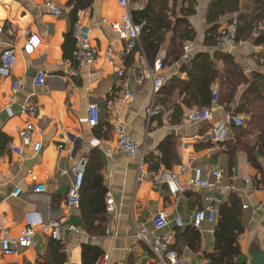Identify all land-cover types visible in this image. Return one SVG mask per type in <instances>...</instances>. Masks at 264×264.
I'll return each instance as SVG.
<instances>
[{
  "label": "crops",
  "instance_id": "0c3cea01",
  "mask_svg": "<svg viewBox=\"0 0 264 264\" xmlns=\"http://www.w3.org/2000/svg\"><path fill=\"white\" fill-rule=\"evenodd\" d=\"M67 3L68 0H0V53L12 48L16 55L10 77L0 78V224L15 240L26 227L31 226L34 230V246L20 248L11 245L15 253L3 256L0 251V264H38L49 237L41 231V224L49 221H59L63 226L80 230V233L66 232L63 238L68 257L66 264H81L82 246L85 245L97 247L102 256L107 255V264H156L147 247L134 237V226L144 227L151 233V219L159 212L166 213L171 220L180 218L183 223L180 229L171 224L161 233L175 234L176 248L183 263L208 264L207 256L215 248L218 212L215 223L204 222L195 229L199 236L197 251L188 248L184 234L191 226L193 213L205 207L206 197L217 201L218 211L230 196L240 201L238 214L243 228L237 240L240 256L235 259V264H262L264 150L258 158L261 172L248 164L243 153H238L230 161L221 145L233 137L234 126L227 125L228 112L223 107L213 105V122L205 125L184 122L189 111L185 108L179 125L170 123L164 107H161V114L147 119L145 111L150 105L152 86L147 78L138 83L147 61L138 55L128 56L122 76L117 73L120 68L117 55L123 41L109 27L124 14L117 0H93L89 9L78 13L77 23L88 30L97 60L91 68L81 70L77 77L71 76L77 64L63 56L65 37L70 33ZM207 5L208 0H200L196 15L190 18L196 31L191 55L211 52L203 46ZM50 6L59 10L58 16L51 12ZM228 20L227 17L220 24ZM31 36L36 37L39 44L27 55L24 46ZM251 47L246 43L231 53L245 74L256 65L254 53L258 49L253 47L251 53ZM163 49L158 56L161 60ZM222 51L228 52L226 49ZM107 53L116 67L109 65ZM180 67L181 62L164 66L162 74L166 80L177 76L183 81L186 76L179 72ZM37 72L46 75L41 89H34L31 84ZM12 81L19 84L15 93L12 92ZM126 93H134L130 104L123 101ZM29 96L38 110L34 119L21 111ZM173 100L178 101L176 94ZM91 104L99 110L97 127H90L86 122ZM116 116L124 120L128 134L137 144L138 153L144 156H157L158 145L169 135L176 137L180 164L168 170L161 167L157 172H150L143 161L140 168L137 158H130L117 150L113 132L107 131L108 127L112 128ZM26 124L33 126V141L41 145L36 154L21 142L19 131ZM99 128L102 130L98 137ZM14 147L21 149L22 155L13 152ZM91 152L101 158L104 184L114 205V218L106 212L108 224L102 238L86 234L78 209L66 203L73 181L71 168L82 156L88 160ZM196 169L201 170L202 178L214 185L213 188L202 190L192 186ZM213 171L220 172L219 180L212 175ZM169 176L178 177L183 192L173 195ZM35 186H43L44 192L33 193ZM15 189L19 194L13 197Z\"/></svg>",
  "mask_w": 264,
  "mask_h": 264
},
{
  "label": "trees",
  "instance_id": "16d2710c",
  "mask_svg": "<svg viewBox=\"0 0 264 264\" xmlns=\"http://www.w3.org/2000/svg\"><path fill=\"white\" fill-rule=\"evenodd\" d=\"M134 1H141L144 9L141 12L134 10L132 20L136 24L143 22L144 26L139 38L140 49L136 48L129 57L138 55L142 58L143 55L152 66L164 48V57L161 60L163 67L181 62L179 72L186 76L183 81L177 76L170 78L158 94L156 102L169 114L170 123H181L184 108H212L213 105L223 107L233 115L242 116L244 126L233 127V137L225 140L221 146L230 161L238 153H243L248 164L261 172L258 158L264 150V0H208L205 15L207 30L204 33L203 46L211 52L190 54L188 61L182 59L183 48L187 44L192 45L196 40V31L190 23V18L196 15L197 0ZM92 3L93 0H68L67 3L70 8V33L65 37L63 56L74 65L76 61L73 53L76 43L73 27L78 21V13L89 9ZM233 16L237 18L236 43H250L258 49L254 53L258 70L249 74H245L232 54L219 50L218 47L220 21L227 17L230 20ZM213 91L217 92L215 104L212 103ZM175 94L178 103L173 100ZM97 126L98 124L95 127ZM107 129L108 132L112 131L111 127ZM101 130L98 129V137ZM176 144V137L169 135L158 145L157 156H144L143 161L148 165L150 172H157L161 167L168 170L173 165L180 164ZM106 192L101 158L91 152L85 168L78 206L83 230L90 237L105 236L108 224ZM230 197L217 211L215 248L213 253L207 256L208 264H235V259L240 256L237 240L243 233L238 214L241 205L237 197ZM184 238L189 249L198 250L199 236L194 227L190 226L186 230ZM174 248L178 252L176 243ZM101 256L102 252L97 247L82 246L81 264H96ZM67 260L64 244L48 237L38 264H66Z\"/></svg>",
  "mask_w": 264,
  "mask_h": 264
},
{
  "label": "built area",
  "instance_id": "2783aa9c",
  "mask_svg": "<svg viewBox=\"0 0 264 264\" xmlns=\"http://www.w3.org/2000/svg\"><path fill=\"white\" fill-rule=\"evenodd\" d=\"M197 0V7L198 2ZM119 7L124 11L123 16L120 20L114 21L109 24L111 30L117 34L118 38L123 41V47L118 53L117 57L120 63V68H118V76L123 74V65L126 58L136 49H140V33L144 26V23L136 24L132 20V12L137 10L138 12L143 11L144 4L139 1L135 2L134 0H117ZM51 12L58 16L59 10L50 6ZM236 28H237V18L233 16L227 23L221 25L218 31V47L226 49L228 53L241 47L243 44L236 43ZM73 38L76 43L75 51L73 57L77 64V69L71 71V76L77 77L79 72L83 69L91 68L97 60L96 54L91 47L88 30L76 23L73 27ZM39 40L36 37H29L27 44L24 46V53L30 55L33 50L38 46ZM184 54L182 59L188 61L190 59V54L192 51V45L187 44L183 48ZM251 53L254 51V48H250ZM106 58L108 63L112 67H116L115 61L107 53ZM142 59H146L142 55ZM16 61L15 51L12 48L4 49L0 53V78L7 79L11 75L12 68ZM146 65L141 70L138 83H140L144 78H147L151 82V101L149 107L146 109L145 113L147 119L159 115L161 113V107L157 105V97L166 84V79L163 76V65L161 59L157 58L153 65H149L145 62ZM254 71V67L251 68L248 73ZM46 75L43 72H37L33 77L31 84L34 89H41L45 85ZM12 92L15 93L19 84L17 81H12L11 83ZM109 91H112L110 88ZM134 100V93H126L123 97L125 103H132ZM217 102V92L213 91L212 93V103ZM21 111L28 118L34 119L37 116L38 110L37 106L32 99V96H29L23 103ZM86 122L90 127H95L99 123V110L96 105L91 104L87 109V118ZM184 122L196 125L201 123L213 122V113L211 108H201V109H191L187 112L184 117ZM245 124L244 118L239 115H233L232 112L228 113L227 116V125H232L234 127H243ZM33 131L34 128L31 124H26L23 129L19 131V136L24 147H30L34 154L38 153L41 148L40 143L33 141ZM112 132L116 139V148L121 153H124L130 158H137L139 161V167H142L144 160V155L139 154L137 151L136 142L130 137L127 132L126 125L124 120L116 116L112 123ZM222 135L224 134V129H222ZM13 152L18 155H22V150L19 148H13ZM87 165V157H80L76 163L71 168V174L73 176L72 184L67 192L66 203L69 207L78 209L80 201V190L82 188L85 168ZM65 174V172H62ZM212 175L216 180H219L221 174L219 171H213ZM140 178V177H139ZM168 180L170 181L171 191L173 195H177L183 192L184 188L176 176H169ZM247 183L249 180L246 181ZM193 187L208 190L214 187L208 181L202 178V172L200 169H196L193 172V178L191 181ZM231 190H235L232 188ZM44 192L43 186H35L33 188V193H42ZM19 194V190L15 189L12 193L13 197H16ZM205 207L197 209L192 216L190 225L195 229H199L202 223L206 222L209 224L215 223L216 219V205L217 201L213 197H206L204 199ZM106 212L114 218V205L110 192H106L105 196ZM171 224H173L177 229L183 227V223L180 218H174L173 220L169 219L166 213L159 212L151 219V233L144 227L135 228V238L142 242L147 249L149 250L154 262L156 264H184L178 252L175 250V234L173 232H164ZM41 231L47 234L50 238L57 242H63L66 232L80 233V230L74 226H63L59 221H49L41 224ZM0 232L2 236L0 238V251L3 256H11L15 253L11 245H17L20 248H29L34 246V230L33 228L26 227L21 236L18 239H12L8 232L2 228L0 224ZM108 257L107 255L101 256L96 264H107ZM12 264V263H8Z\"/></svg>",
  "mask_w": 264,
  "mask_h": 264
},
{
  "label": "rangeland",
  "instance_id": "374dc122",
  "mask_svg": "<svg viewBox=\"0 0 264 264\" xmlns=\"http://www.w3.org/2000/svg\"><path fill=\"white\" fill-rule=\"evenodd\" d=\"M200 37V36H199ZM248 45H251L250 43H247ZM219 50H224L223 48H219ZM254 68L256 70V66L254 65Z\"/></svg>",
  "mask_w": 264,
  "mask_h": 264
},
{
  "label": "water",
  "instance_id": "95a60500",
  "mask_svg": "<svg viewBox=\"0 0 264 264\" xmlns=\"http://www.w3.org/2000/svg\"><path fill=\"white\" fill-rule=\"evenodd\" d=\"M262 264H264V260L262 261Z\"/></svg>",
  "mask_w": 264,
  "mask_h": 264
}]
</instances>
